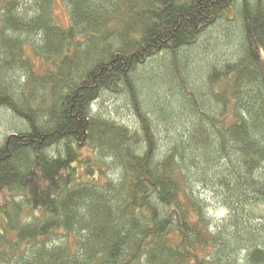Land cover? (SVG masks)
Instances as JSON below:
<instances>
[{
	"label": "trees",
	"instance_id": "trees-1",
	"mask_svg": "<svg viewBox=\"0 0 264 264\" xmlns=\"http://www.w3.org/2000/svg\"><path fill=\"white\" fill-rule=\"evenodd\" d=\"M63 1L67 26L53 0H0V110L17 120L0 144V264H264V0ZM227 23L238 45L203 87L175 66L186 128L161 154L156 122L182 118L149 116L138 73ZM125 91L136 129L91 109Z\"/></svg>",
	"mask_w": 264,
	"mask_h": 264
},
{
	"label": "rangeland",
	"instance_id": "rangeland-1",
	"mask_svg": "<svg viewBox=\"0 0 264 264\" xmlns=\"http://www.w3.org/2000/svg\"><path fill=\"white\" fill-rule=\"evenodd\" d=\"M18 1L23 2L25 0ZM51 5L53 16L57 22L63 26H67L70 20L69 9L66 3L63 0H53ZM222 28L223 30L220 29V31L213 33V38L208 37L205 40V45L201 44V42L197 46H194L193 49L186 52V54L184 53L179 56L176 61L166 57L157 61L156 64H152L149 70H140L135 79V83L142 106L144 105L145 111L149 116L157 119L155 116L157 115L158 117L161 115L162 111L165 110L164 108H168V106H170L173 111L175 109L178 111V108L175 106L177 104H180L183 108L184 105L179 103L176 97L178 87L176 85V74L174 73L176 71L175 66H177V68L180 67L179 70H182L180 71L181 74L185 76L187 68L190 66L195 67L191 70L188 69L189 80L190 83L192 82L193 85L200 89V87H203V81H205L204 73H206L207 67L216 62L218 63L228 59L231 56L238 45V42L233 38L236 37L237 30L232 24L228 23ZM217 34L220 35L218 36ZM216 40H221V44H218ZM202 41H204V39ZM234 41L237 43L233 44ZM186 59L188 61H186ZM20 76L22 77L21 74ZM183 82L182 80L181 83ZM182 86L184 87L185 85L182 84ZM149 106H151V113L147 108ZM91 109L94 114H99L106 119L109 118L110 121H114L130 129H136L135 127H137L134 109L126 91L118 94L109 92L103 93L92 105ZM181 113L182 110L180 109L177 114H180L182 120L177 121V125L175 123L172 125H164L159 121L156 122L154 126L158 148L161 154H165L169 142L174 139L177 132H183L186 116L181 115ZM15 123H17V120L13 116L5 113L4 110H0V144L4 137L11 133ZM193 189L195 195L198 197L200 196L199 199L204 203L208 217L217 221L225 217L226 211L221 209L220 205H218L212 192L202 190L200 187H195Z\"/></svg>",
	"mask_w": 264,
	"mask_h": 264
}]
</instances>
